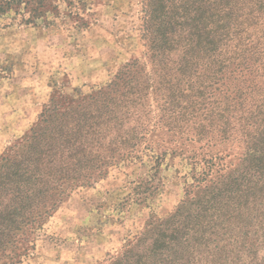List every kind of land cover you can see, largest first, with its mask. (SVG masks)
Returning <instances> with one entry per match:
<instances>
[{
    "label": "trees",
    "instance_id": "obj_1",
    "mask_svg": "<svg viewBox=\"0 0 264 264\" xmlns=\"http://www.w3.org/2000/svg\"><path fill=\"white\" fill-rule=\"evenodd\" d=\"M48 11L0 0V26H43ZM142 19L145 60L89 93L56 92L0 155V264L29 256L65 195L119 163H150L133 192L146 201L167 155L192 167L187 199L106 264H253L264 247V0H144ZM228 140L243 151L225 167L204 150Z\"/></svg>",
    "mask_w": 264,
    "mask_h": 264
},
{
    "label": "rangeland",
    "instance_id": "obj_2",
    "mask_svg": "<svg viewBox=\"0 0 264 264\" xmlns=\"http://www.w3.org/2000/svg\"><path fill=\"white\" fill-rule=\"evenodd\" d=\"M48 24L0 26V155L36 122L50 98L75 96L109 81L125 63L145 60L144 0H45ZM154 145L162 152L164 138ZM242 145L235 140L204 150L232 166ZM146 167L119 163L105 177L62 199L34 236L35 248L14 264H106L144 230L187 199L192 167L181 156L161 162L146 201L134 199ZM240 258L247 261L246 250ZM240 264V263H239ZM253 264H264L257 247Z\"/></svg>",
    "mask_w": 264,
    "mask_h": 264
}]
</instances>
